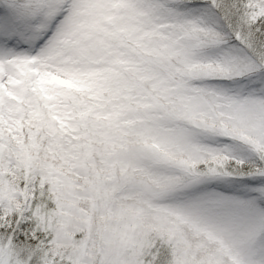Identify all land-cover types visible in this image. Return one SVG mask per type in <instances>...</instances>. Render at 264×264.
<instances>
[{
	"label": "snow or ice",
	"instance_id": "1",
	"mask_svg": "<svg viewBox=\"0 0 264 264\" xmlns=\"http://www.w3.org/2000/svg\"><path fill=\"white\" fill-rule=\"evenodd\" d=\"M0 264H264V0H0Z\"/></svg>",
	"mask_w": 264,
	"mask_h": 264
}]
</instances>
